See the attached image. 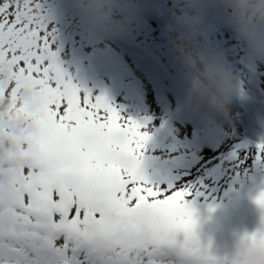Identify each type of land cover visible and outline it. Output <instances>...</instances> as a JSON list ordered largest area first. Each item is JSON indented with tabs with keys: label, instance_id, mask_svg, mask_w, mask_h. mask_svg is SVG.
<instances>
[{
	"label": "snow or ice",
	"instance_id": "6c2138e0",
	"mask_svg": "<svg viewBox=\"0 0 264 264\" xmlns=\"http://www.w3.org/2000/svg\"><path fill=\"white\" fill-rule=\"evenodd\" d=\"M53 43L41 0H0V103L29 128L18 139L0 131L20 164L0 194V264H93L105 251L139 264H264V228L230 260L200 246L191 189L144 175L147 132L73 84ZM256 203L264 209V191Z\"/></svg>",
	"mask_w": 264,
	"mask_h": 264
},
{
	"label": "rangeland",
	"instance_id": "374dc122",
	"mask_svg": "<svg viewBox=\"0 0 264 264\" xmlns=\"http://www.w3.org/2000/svg\"><path fill=\"white\" fill-rule=\"evenodd\" d=\"M148 1L146 7H154V0ZM41 3L52 29L57 62L66 76L82 91L104 95L124 118L142 125L149 137L141 150L144 175L160 185L190 188L196 239L210 255L230 260L242 238L264 228V209L256 203L264 191V153L257 149L243 165L238 162L236 168L210 171L192 151L217 152L219 145L232 140L222 135L224 127L215 117L220 126L212 121L208 111L224 121L237 112L211 110L204 102L188 98L179 56L158 17L137 20L119 40H105L85 34L72 6L64 11L58 0ZM208 18L209 24L218 22L209 42L230 61L238 94L260 102L254 108L256 132L261 136L257 147L264 143V62L246 60L243 45L222 11H212ZM144 69L152 80L141 73ZM227 152L224 149L222 155ZM226 157L224 161L229 154ZM178 239H184L183 233Z\"/></svg>",
	"mask_w": 264,
	"mask_h": 264
},
{
	"label": "clouds",
	"instance_id": "9594fccd",
	"mask_svg": "<svg viewBox=\"0 0 264 264\" xmlns=\"http://www.w3.org/2000/svg\"><path fill=\"white\" fill-rule=\"evenodd\" d=\"M86 35L111 39L135 22V0H70ZM220 10L242 43L249 63L264 62V0H171L164 35L175 48L185 76L188 98L204 102L211 110L227 111L239 92L230 61L210 43L208 14ZM7 76L0 75V80ZM26 99L24 93L18 97ZM8 103H0V131L13 138L28 133L27 122L8 115ZM18 148L0 143V194L7 198L10 181L20 166ZM93 264H139L112 252L95 253Z\"/></svg>",
	"mask_w": 264,
	"mask_h": 264
},
{
	"label": "bare ground",
	"instance_id": "6f19581e",
	"mask_svg": "<svg viewBox=\"0 0 264 264\" xmlns=\"http://www.w3.org/2000/svg\"><path fill=\"white\" fill-rule=\"evenodd\" d=\"M165 20L168 21V18ZM146 72V69L141 70V73L147 80H152L153 78L147 75ZM257 106L260 107V102L256 98H245L237 94L228 108L230 112L228 114L230 115L231 112H237L235 117L232 116L228 121H224L215 111H208L212 117V121L217 125L220 123L224 127L222 135L225 137L231 136L232 140L228 138V141L223 145H219L217 152L193 150L192 154H195L193 156L198 158L206 166V169H210V171H223L224 169L227 170V168H236L238 162H241V165H243L247 157L257 152L258 148L255 144L256 141L261 140L260 134L256 132L257 114L254 108ZM214 117L219 123L213 119ZM224 149H228V152L223 156L222 151ZM228 154L229 158L224 161Z\"/></svg>",
	"mask_w": 264,
	"mask_h": 264
},
{
	"label": "trees",
	"instance_id": "16d2710c",
	"mask_svg": "<svg viewBox=\"0 0 264 264\" xmlns=\"http://www.w3.org/2000/svg\"><path fill=\"white\" fill-rule=\"evenodd\" d=\"M58 1H59V6L61 8H64V11H65L66 8H68V6H72L71 3L68 2V1H66V0H58ZM55 2H57V1H55ZM148 2H149L148 0H136V3H135V8H136L135 23H136L137 20H139L140 22H142L143 18H145V17L146 18H149V19H151V17H154V19H155V16L156 17H159L157 15L160 13L161 16H163V15L166 14V16L168 17V21L167 20H162V19L160 20V18H162V17H159V19H158L159 22L166 21L167 24H168V22H169V16H168V13H166V12H169V9L171 8V0H161V1L154 0V2L151 4L154 7H146L147 4H148ZM48 4L51 6L54 3L53 2H49ZM55 5H54V7H55ZM145 9H148L149 12L143 11ZM60 11L62 12V9H60ZM207 20L210 21L212 19L211 18H208ZM208 25H209V28H210V32L212 31V29L215 30V31H217L218 22L213 21V22H210V24L208 22Z\"/></svg>",
	"mask_w": 264,
	"mask_h": 264
}]
</instances>
